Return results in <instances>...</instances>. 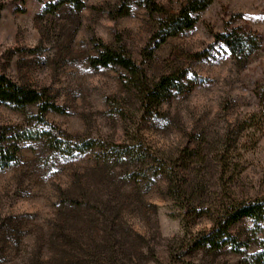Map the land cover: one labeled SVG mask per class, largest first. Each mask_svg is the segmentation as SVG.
I'll list each match as a JSON object with an SVG mask.
<instances>
[{"label": "rangeland", "instance_id": "374dc122", "mask_svg": "<svg viewBox=\"0 0 264 264\" xmlns=\"http://www.w3.org/2000/svg\"><path fill=\"white\" fill-rule=\"evenodd\" d=\"M57 1L0 0V73L47 90L64 144L96 145L68 154L24 141L0 168V264H264V220H239L218 249L195 247L234 203L264 200V0H213L150 58L159 19L186 0H154L162 11L128 0L124 16L111 14L121 0ZM233 28L262 38L243 65L214 38ZM101 43L124 47L149 79L186 69L198 83L146 111L125 69L90 65ZM35 112L0 102V131L42 126ZM112 145L135 154L116 159Z\"/></svg>", "mask_w": 264, "mask_h": 264}, {"label": "trees", "instance_id": "16d2710c", "mask_svg": "<svg viewBox=\"0 0 264 264\" xmlns=\"http://www.w3.org/2000/svg\"><path fill=\"white\" fill-rule=\"evenodd\" d=\"M213 0H186L174 14H167L159 19L156 31L152 34L148 45L143 50L146 58L152 56V52L164 43L168 38L176 36L181 32L192 28L198 19V14L205 10ZM65 2L76 4L81 8V0H58L50 6H60ZM151 11H162L154 0H143L142 3ZM130 5L128 0H121L116 9L111 13L113 16H124L129 13ZM214 38L227 48L233 58L241 65L245 64L248 58L260 47L261 36L255 32L243 31L241 28H233L226 32L215 33ZM204 52L192 54V58L200 59ZM89 63L93 67H106L117 65L127 71L124 87L137 98L140 105L146 110L157 108L163 102L169 100L172 96L190 91L198 83V77L193 74L187 78L188 71L172 70L157 79H149L144 69L134 61L128 52L122 46L114 47L109 44L101 43L97 55L90 58ZM260 111L264 116V87L257 91ZM0 102L11 106L20 112H26L30 106L36 108V112L31 118H35L42 126L35 128L32 126H18L13 128H3L0 131V168L8 167L19 159L21 142L24 141H45L49 143L53 150H64L68 154L77 152L78 154L93 148L96 141L91 140L81 144H64L58 132L53 134L52 126L48 125L45 117L49 111L63 112V109L51 98L50 94L44 88H34L17 83L6 74L0 73ZM64 144V145H63ZM127 147V146H126ZM111 155L116 159L122 156L134 155L133 150H116V146H111ZM169 177V176H168ZM170 183L168 189L175 192L180 185ZM243 218H251L255 222L264 220V200L254 199L250 201H240L234 203L231 208L220 215L213 227L197 238L196 248L208 247L209 249H218L223 245L232 242L233 238L229 233V228ZM261 251L257 254L258 259H264V238L259 241Z\"/></svg>", "mask_w": 264, "mask_h": 264}]
</instances>
